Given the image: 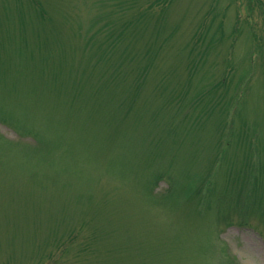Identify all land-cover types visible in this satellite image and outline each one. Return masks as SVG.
<instances>
[{
	"label": "rangeland",
	"instance_id": "obj_1",
	"mask_svg": "<svg viewBox=\"0 0 264 264\" xmlns=\"http://www.w3.org/2000/svg\"><path fill=\"white\" fill-rule=\"evenodd\" d=\"M0 264H264V0H0Z\"/></svg>",
	"mask_w": 264,
	"mask_h": 264
}]
</instances>
